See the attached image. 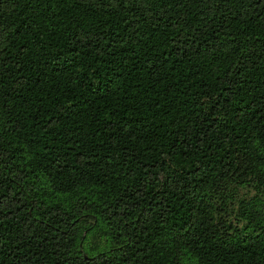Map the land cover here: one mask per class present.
Here are the masks:
<instances>
[{"label":"trees","instance_id":"obj_1","mask_svg":"<svg viewBox=\"0 0 264 264\" xmlns=\"http://www.w3.org/2000/svg\"><path fill=\"white\" fill-rule=\"evenodd\" d=\"M0 264H264V0H0Z\"/></svg>","mask_w":264,"mask_h":264},{"label":"rangeland","instance_id":"obj_2","mask_svg":"<svg viewBox=\"0 0 264 264\" xmlns=\"http://www.w3.org/2000/svg\"><path fill=\"white\" fill-rule=\"evenodd\" d=\"M254 194L255 192L252 188L241 187L236 190L235 199L231 203H229V208L233 211L234 216L235 214L238 213V207L240 206L239 200L250 199ZM241 210H242V207L240 209V212ZM233 224L240 225L241 223L238 222L237 219H234Z\"/></svg>","mask_w":264,"mask_h":264}]
</instances>
